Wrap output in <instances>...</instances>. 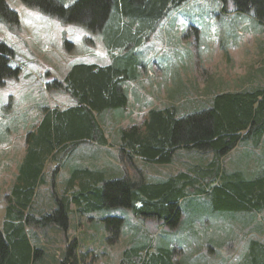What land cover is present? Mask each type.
I'll use <instances>...</instances> for the list:
<instances>
[{
  "label": "trees",
  "instance_id": "obj_1",
  "mask_svg": "<svg viewBox=\"0 0 264 264\" xmlns=\"http://www.w3.org/2000/svg\"><path fill=\"white\" fill-rule=\"evenodd\" d=\"M187 1L21 0L26 7L63 24H74L99 33L110 64H75L63 82L54 79L46 85L48 91L61 92L58 96L63 105L43 109L40 125L26 136L23 165L6 196L7 219L3 229L0 228V264H50L54 257L45 260L41 256L43 251L32 243L25 228L31 221L26 210L35 203L38 185L45 182V165L52 157L61 159L59 167H62L73 157L74 150L85 142L108 149L111 143L107 133L112 128L119 138L114 148L116 155L111 160L114 171L109 167L99 171L73 166L76 169L69 189L77 183L78 191L70 193L73 196L68 194L59 201L56 199V209L44 218L46 222L56 221L60 227L66 226L72 206L81 214L122 208L131 211L139 220H160L176 229L181 224L183 204L203 196L211 200L209 212L213 216L224 212L238 213L227 219L237 226L236 230L247 226L255 213L264 211V153L260 158L246 157L244 170L238 167L250 171V175L223 169V158L240 142L244 145L250 139V144L258 148L264 140L263 88L252 86L235 92L215 91L209 103L198 105L194 102L184 113L175 105L152 108L142 127L133 124L119 130L120 121L112 118V115L121 116L130 103L128 84L138 81L139 68L143 64L138 49L150 41L163 20ZM221 1L223 4L230 1L236 13H252L257 21L264 23V0ZM0 21L19 25L18 15L5 0H0ZM15 56L13 49L0 44V87L5 86L8 79L20 75L19 68L10 66V60ZM189 94H192L190 87L188 92L175 93L170 98L180 102ZM67 97L70 104L66 107ZM184 150L188 154L194 151L212 154V159L207 163H195L186 172H179L163 182H148L141 169H134L137 160L171 165L176 153ZM239 158V161L245 159ZM250 166L253 170H249ZM204 213L206 211L201 214ZM197 218L190 221L188 227L193 229ZM102 223H106L105 230L112 234L109 240L120 237L121 218L106 217ZM133 230L136 235L137 228ZM161 244L159 248L139 245L128 249L123 253L121 264H177L173 261L172 242L169 245L161 241ZM78 250L77 242L66 246L59 264H83L88 252L80 258ZM240 264H264V245L252 241Z\"/></svg>",
  "mask_w": 264,
  "mask_h": 264
},
{
  "label": "rangeland",
  "instance_id": "obj_2",
  "mask_svg": "<svg viewBox=\"0 0 264 264\" xmlns=\"http://www.w3.org/2000/svg\"><path fill=\"white\" fill-rule=\"evenodd\" d=\"M5 2L18 15L19 25L0 21V44L15 50L16 57L10 60V66L18 67L21 72L0 87L2 229L7 219L6 196L11 192L26 155V136L40 125L44 118L43 109L63 105L58 96L61 92L48 91L46 85L54 79L63 82L75 64H110L99 33L74 24H63L26 7L21 0ZM138 52L143 64L139 66L138 81L128 84L130 103L121 116L112 115L113 119L120 121L119 130L133 124L142 127L152 108L175 105L184 113L193 107L194 102L198 105L209 103L215 91L235 92L252 86L264 89V23L257 21L252 13H236L230 1L223 4L221 0H188L160 23L150 41ZM253 80L256 82L252 83ZM189 87L192 94L185 100L175 102L170 98L175 93L188 92ZM65 102L67 107L70 99L67 97ZM40 115L42 118L36 123ZM107 135L111 143L108 149L85 142L74 150L73 157L68 158V163L62 167H59L62 160L52 157L45 165V182L38 185L35 203L26 210L31 221L25 224V228L32 243L43 251L41 256L45 260L54 257L50 264H59L66 246L74 242L78 244L80 258L88 252L83 264H121L126 250L139 245L159 248L161 241L169 245L172 242L173 261L177 264H240L252 241L264 245V211L255 213L251 216L253 221L236 230L237 226L227 219L238 213L211 215L212 202L206 196L183 204L181 224L176 229L160 220H139L131 211L122 208L81 214L72 206L66 226L60 227L56 221L46 222L44 218L56 209V199L59 201L78 191L77 183L69 189L76 169L73 166L99 171L109 167L114 171L111 160L116 155L114 148L119 138L113 128ZM240 149H243L242 144L238 145L237 152ZM259 151L263 155L264 147ZM211 159L212 154L195 151L188 154L184 150L176 153L171 165L160 166L137 160L134 169H141L148 182H163L179 172H186L195 163H207ZM223 159L226 172L240 171L250 175V171H242L246 157L242 161L237 156ZM239 166L242 170L238 169ZM249 170L253 168L250 166ZM203 211L206 213L201 214ZM106 217L123 220L120 237L109 240L112 234L105 230L106 223H102ZM195 218L191 229L188 226ZM137 225L139 229L135 235L132 230Z\"/></svg>",
  "mask_w": 264,
  "mask_h": 264
},
{
  "label": "crops",
  "instance_id": "obj_3",
  "mask_svg": "<svg viewBox=\"0 0 264 264\" xmlns=\"http://www.w3.org/2000/svg\"><path fill=\"white\" fill-rule=\"evenodd\" d=\"M15 51V50H14ZM42 118V115H40L38 117V119L36 120V123H39L40 122V119ZM247 143H245L243 145V149H240L238 152H237V149H238V146L236 147L235 150H233L228 156H237L238 158L239 157H249L250 155H253L254 158H260V148L261 147H264V140H262L260 142V146L258 148H255L254 146H252V144H250V139L249 140H246ZM242 144V142L239 143V145ZM248 147H252L253 149H250ZM257 156V157H256ZM259 156V157H258ZM50 160V158L48 159V161ZM245 160V159H244ZM246 161V160H245ZM264 210V209H263ZM139 229V226L137 227V230ZM132 232H134V230H132Z\"/></svg>",
  "mask_w": 264,
  "mask_h": 264
}]
</instances>
